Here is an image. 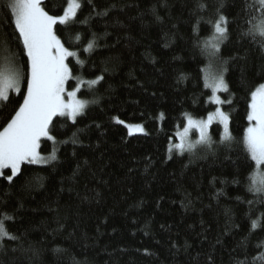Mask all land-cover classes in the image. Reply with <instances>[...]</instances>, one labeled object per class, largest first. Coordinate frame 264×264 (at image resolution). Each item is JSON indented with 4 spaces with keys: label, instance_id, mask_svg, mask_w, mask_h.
I'll return each mask as SVG.
<instances>
[{
    "label": "trees",
    "instance_id": "trees-1",
    "mask_svg": "<svg viewBox=\"0 0 264 264\" xmlns=\"http://www.w3.org/2000/svg\"><path fill=\"white\" fill-rule=\"evenodd\" d=\"M4 2L0 41L8 47L0 49V66L15 62L26 74L27 56ZM81 3L75 22L57 25L56 33L77 53L67 61L74 76L104 78L91 90L81 86L77 96L89 107L75 124L56 117V142L40 141V155L54 151L55 160L22 164L11 183L9 170L0 176V214L14 217L5 224L17 237L0 239V264H264V194L248 190L256 165L243 144L250 92L264 83V37L253 28L264 7L224 0L227 35L210 59L206 45L220 0ZM66 6L42 0L50 15ZM221 68L230 91L217 95L231 101L219 106L233 139L219 143L223 128L213 123L212 148L181 153L175 145L186 117L207 119L218 107L207 74ZM77 82L68 81L67 90ZM10 96L0 103V130L22 102ZM114 118L144 131L129 135ZM258 218L261 226L252 230Z\"/></svg>",
    "mask_w": 264,
    "mask_h": 264
},
{
    "label": "snow or ice",
    "instance_id": "snow-or-ice-1",
    "mask_svg": "<svg viewBox=\"0 0 264 264\" xmlns=\"http://www.w3.org/2000/svg\"><path fill=\"white\" fill-rule=\"evenodd\" d=\"M259 2L264 7V0ZM88 3L91 4L92 0H88ZM3 7L11 10L15 30L19 34L17 39L22 42L23 52L27 56L26 74L15 62L0 66V102L6 106L11 101L10 93H16L18 97L22 96V102L0 130V176L4 175L3 170L10 169L11 174L4 178L11 183L21 173L22 164L47 163L56 159L54 151L47 158L40 155L38 149L41 138L45 137L56 142L51 134V126L56 117H63L75 124L77 118L85 114L89 105L88 100L77 97L81 86L86 84L91 90L104 77L101 75L84 80L74 76L73 67H70L66 61L69 57H76L77 53L66 48L56 33L57 25L68 26L75 22L77 13L82 7L81 0H67V6L61 15H50L42 7V0H5ZM197 7L204 8L205 5L198 4ZM224 7V0H220L219 7L216 9L218 18L214 23L212 39L206 45L212 50L210 59L217 58L220 44L227 35L228 21L221 11ZM101 14L108 13L107 11L97 13V15ZM253 28L261 37H264V19H261L259 24L253 25ZM251 32L252 29H249L244 34L248 35ZM95 46V41H90L84 51L88 52ZM7 47L8 41L5 38L0 41V49H7ZM261 49L264 50V44L261 45ZM76 63L81 67L85 64L79 58ZM224 71L226 69L221 68L217 74L213 75L209 85L213 93L212 102L218 105L231 103V101H222L216 96L218 91L225 93L230 91L224 79ZM72 79L78 81L76 87L66 92L65 85ZM22 81H26V90L23 92ZM246 118L248 126L244 129L243 144L250 161L256 165L254 172L250 173L248 190L264 194V83L250 92ZM114 119L117 124H124L129 135H132L134 131H144L141 125L126 124L123 120ZM186 119L187 125L183 133L178 134L181 142L175 145L181 153L199 151L200 147L212 148L217 142L212 140L208 129L214 120L223 125L219 143L227 146L233 139L229 129L230 117L220 107H217L215 112L209 113L206 120L194 119L192 116H187ZM193 128L199 132V138L194 142L188 138L189 130ZM76 136V132L72 133V143L77 142ZM12 219L14 217L9 214H0V239H17L6 229L5 221ZM260 226V218L251 221L252 230ZM209 260L211 261V257Z\"/></svg>",
    "mask_w": 264,
    "mask_h": 264
},
{
    "label": "rangeland",
    "instance_id": "rangeland-1",
    "mask_svg": "<svg viewBox=\"0 0 264 264\" xmlns=\"http://www.w3.org/2000/svg\"><path fill=\"white\" fill-rule=\"evenodd\" d=\"M66 62H67V61H66ZM8 63H11V62H8V61L3 62L2 66H3V65H6V64H8ZM215 74H217V73H215ZM215 74H214V73H209V74H207V75H208V76H207V80H208L207 83H208L209 85H210V83H211V77H212L213 75H215ZM66 84H67V83H66ZM65 88H66V85H65ZM67 91H72V90H67V88H66V92H67ZM211 91H212V89H211ZM218 92H220V91H218ZM218 92H217V93H218ZM217 93H216V96H218ZM77 97H78V96H77ZM218 97H219V96H218ZM211 98H212V97H211ZM219 98H220V97H219ZM79 99H80V98H79ZM211 100H212V99H211ZM0 103H1V102H0ZM216 105H218V104H216ZM219 105H220V104H219ZM219 105H218V107H220ZM88 107H89V105H88ZM88 107H87V108H88ZM205 120H206V119H205ZM213 123H219V122L214 120ZM213 123H212V124H213ZM219 124H220V123H219ZM221 126H222V128H223V125H221ZM192 132H194V133L191 135ZM133 133H138V131H134ZM140 133H141V132H140ZM180 133H183V131L180 132ZM177 136H178V134H177ZM193 136L196 138V140L199 138V132H198V130H196L195 128L190 129V130H189V133H188V138H189L191 141L194 142V137H193ZM192 137H193V139H192ZM44 138H45V137H42L41 140L44 139ZM41 140H40V141H41ZM180 142H181V141H180V138L178 137V142H177V143H180ZM39 164H43V163H39ZM6 170H9V171H10V169H5V170H3V173H4ZM10 172H11V171H10Z\"/></svg>",
    "mask_w": 264,
    "mask_h": 264
}]
</instances>
